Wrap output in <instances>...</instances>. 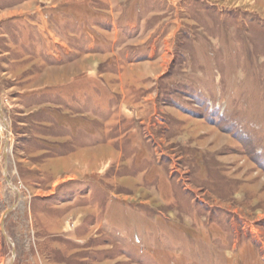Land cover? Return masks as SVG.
<instances>
[{
  "label": "rangeland",
  "instance_id": "obj_1",
  "mask_svg": "<svg viewBox=\"0 0 264 264\" xmlns=\"http://www.w3.org/2000/svg\"><path fill=\"white\" fill-rule=\"evenodd\" d=\"M0 98V264H264V0H0Z\"/></svg>",
  "mask_w": 264,
  "mask_h": 264
},
{
  "label": "water",
  "instance_id": "obj_2",
  "mask_svg": "<svg viewBox=\"0 0 264 264\" xmlns=\"http://www.w3.org/2000/svg\"><path fill=\"white\" fill-rule=\"evenodd\" d=\"M1 106H2V102H1V98H0V118H1L2 121L4 122L5 127L9 130V127H8V124H7V121H6V119H5V116H4V113H3V111H2V107H1ZM8 150H9V143H8V141H6V143H5V147H4V152H3V155H4V158H5V162H6V163L8 162ZM11 187H12V189H13L14 191H17V189L14 188L12 185H11ZM17 192H18V191H17ZM13 209H14V207L11 208V209H10V210L4 215V217H3V223H4V220H5V218L7 217L8 213H10ZM2 228H3V235H4L5 239H6V241L10 242V239L8 238V236H7L6 232H5L4 224L2 225Z\"/></svg>",
  "mask_w": 264,
  "mask_h": 264
},
{
  "label": "bare ground",
  "instance_id": "obj_3",
  "mask_svg": "<svg viewBox=\"0 0 264 264\" xmlns=\"http://www.w3.org/2000/svg\"><path fill=\"white\" fill-rule=\"evenodd\" d=\"M4 129V128H3ZM5 129L7 130V134L9 135L10 133H9V131H8V129L5 127ZM3 131V130H2ZM5 131V130H4ZM6 133V132H5ZM11 135V134H10ZM6 136V135H5ZM7 137V136H6ZM6 139H8V138H6ZM9 139H10V137H9Z\"/></svg>",
  "mask_w": 264,
  "mask_h": 264
},
{
  "label": "crops",
  "instance_id": "obj_4",
  "mask_svg": "<svg viewBox=\"0 0 264 264\" xmlns=\"http://www.w3.org/2000/svg\"><path fill=\"white\" fill-rule=\"evenodd\" d=\"M46 56V55H45ZM46 58H47V56H46Z\"/></svg>",
  "mask_w": 264,
  "mask_h": 264
}]
</instances>
